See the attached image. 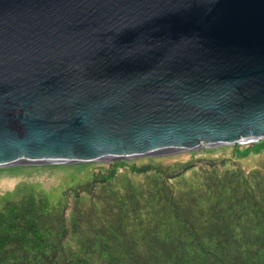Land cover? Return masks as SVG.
<instances>
[{
    "label": "water",
    "instance_id": "obj_1",
    "mask_svg": "<svg viewBox=\"0 0 264 264\" xmlns=\"http://www.w3.org/2000/svg\"><path fill=\"white\" fill-rule=\"evenodd\" d=\"M260 140L264 0H0V167Z\"/></svg>",
    "mask_w": 264,
    "mask_h": 264
},
{
    "label": "trees",
    "instance_id": "obj_2",
    "mask_svg": "<svg viewBox=\"0 0 264 264\" xmlns=\"http://www.w3.org/2000/svg\"><path fill=\"white\" fill-rule=\"evenodd\" d=\"M236 146L114 161L56 204L5 202L0 264H264V140Z\"/></svg>",
    "mask_w": 264,
    "mask_h": 264
},
{
    "label": "rangeland",
    "instance_id": "obj_3",
    "mask_svg": "<svg viewBox=\"0 0 264 264\" xmlns=\"http://www.w3.org/2000/svg\"><path fill=\"white\" fill-rule=\"evenodd\" d=\"M230 147L237 146L205 147L204 149H212L215 155L226 154L229 156L231 154L236 157L237 151L228 149ZM198 154L206 155L203 150H199ZM181 158L187 160L188 155L184 154ZM110 164L88 162L0 167V207L7 201L19 200L31 194L44 196L56 204L64 197L66 190L102 177L110 169ZM256 164L257 157H253L246 163V166L254 167Z\"/></svg>",
    "mask_w": 264,
    "mask_h": 264
},
{
    "label": "bare ground",
    "instance_id": "obj_4",
    "mask_svg": "<svg viewBox=\"0 0 264 264\" xmlns=\"http://www.w3.org/2000/svg\"><path fill=\"white\" fill-rule=\"evenodd\" d=\"M251 143V142H250ZM203 148H205V147H203ZM200 150V149H199ZM66 162H69V160L68 161H66ZM71 164H73V163H71Z\"/></svg>",
    "mask_w": 264,
    "mask_h": 264
},
{
    "label": "clouds",
    "instance_id": "obj_5",
    "mask_svg": "<svg viewBox=\"0 0 264 264\" xmlns=\"http://www.w3.org/2000/svg\"><path fill=\"white\" fill-rule=\"evenodd\" d=\"M107 163V162H106ZM112 163V162H111Z\"/></svg>",
    "mask_w": 264,
    "mask_h": 264
}]
</instances>
